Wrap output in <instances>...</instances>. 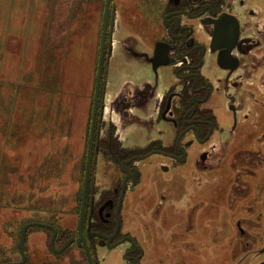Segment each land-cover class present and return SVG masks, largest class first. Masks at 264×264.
Listing matches in <instances>:
<instances>
[{"label":"flooded vegetation","instance_id":"obj_1","mask_svg":"<svg viewBox=\"0 0 264 264\" xmlns=\"http://www.w3.org/2000/svg\"><path fill=\"white\" fill-rule=\"evenodd\" d=\"M122 1L110 0L106 13L103 0L101 11L105 56L82 223L95 87L74 235L54 226L56 248L79 238L82 225L85 243L72 245L86 257L88 247L94 264H103L100 249H118L125 264H172L173 255L159 259L169 249L182 260L194 254L192 242L165 249L155 241L166 234V175L174 173L194 184L226 179L229 234L237 230L240 250L237 259L228 236V264H264V0H125L136 10L128 17ZM117 49L155 79L113 84ZM135 130L143 142L130 143ZM140 216L150 222L141 229ZM190 222L180 227L191 232Z\"/></svg>","mask_w":264,"mask_h":264},{"label":"rangeland","instance_id":"obj_2","mask_svg":"<svg viewBox=\"0 0 264 264\" xmlns=\"http://www.w3.org/2000/svg\"><path fill=\"white\" fill-rule=\"evenodd\" d=\"M125 2L128 17L136 10L130 2ZM11 3L16 7L13 10L19 12L16 16L20 15V20L21 15L25 16L28 23L40 12L41 18L36 21L42 25L41 41L46 62L50 53L57 55L60 61L64 54L68 56L64 65L58 66L59 72H54L51 66H44V72L40 73L38 67L35 71L34 61H29V57L35 56L34 49L29 48L28 61L23 67L26 71L23 72L19 61L21 56H17L22 44L18 41L19 25L14 24V32H11L15 39L9 36L10 28L5 33L6 44L13 48H0V62H6L1 69L5 71L0 73V261L9 263L22 259L19 243L21 231L28 223L49 224L74 235L93 99L91 97L90 105H84L80 94L94 92L95 72L90 65L92 56L96 54L97 57L104 2L0 0V27L10 14ZM138 15L141 16L140 24L135 28L140 33L147 31L148 9H139ZM8 24L6 22L7 27ZM27 25L32 29L27 30L29 38L35 33V28H39L36 24ZM3 39L1 34L0 47ZM140 43L137 42L141 47ZM119 51H115L112 60L113 84L130 77L138 81L155 79L152 70L128 62ZM5 52H10V56H3ZM141 137L143 133L135 130L129 135V141L133 144L143 142ZM166 177L173 183L167 186L166 234L164 239L161 236L155 241L165 249L174 247V244L192 242L195 250L194 254L184 255L182 260L180 251L175 253V249H169L161 251L159 259L173 255L172 264H228V258L231 259L227 249L228 236L234 242V257L238 259L240 250L236 236L239 234L237 230L236 235L229 234L231 229H235L232 223L234 215L227 210L226 179L194 184L193 180L188 181L182 175L171 173ZM100 182L104 183L103 180ZM189 215H192L190 221L194 227L191 232H185L186 228L180 225L191 224L187 218ZM126 219L130 225L132 217L127 215ZM134 221L139 227L144 222L150 223L141 216L134 217ZM51 238L49 230L36 226L28 230L25 252L29 264H88L83 248L76 244L63 253L51 251ZM62 243H56V247H61ZM159 249L160 246L156 251ZM99 256L103 258V264H125L118 249H100Z\"/></svg>","mask_w":264,"mask_h":264},{"label":"crops","instance_id":"obj_3","mask_svg":"<svg viewBox=\"0 0 264 264\" xmlns=\"http://www.w3.org/2000/svg\"><path fill=\"white\" fill-rule=\"evenodd\" d=\"M38 1L40 2L41 0H38ZM14 3H17V2H14ZM14 3H11L10 4L11 6H13L12 9H11V11H10V14H8V16L6 18H4V24H3L2 27H0V39H1V34H2V38H4L3 41H2L3 44L1 45L0 48H2L3 50H5L6 48H9L11 50L13 48L10 45H7L6 44L5 38H7V37H5V33H6L7 29H9V28H10L9 29L10 32H11V30L14 32L13 24L16 25V26L19 25V29H18L19 39H18V41L19 42L21 41L22 44H21V46H19L20 49L17 52V56L19 58L21 56V59H22V60H19L21 62L20 66H22V68L26 66L27 61H28V60H26L27 51H29V48L30 49L33 48L34 49V52H35V56H34V58L29 57V61L30 62L32 60L34 61L33 64L36 67L35 68V71H37V67H38L40 73H43L44 72V66L45 67L51 66L52 67V70L54 72H59L58 66H61V65L63 66L64 65V63L67 60V56L68 55L65 56V54H64V57L60 61V59H58V56L57 55L55 56L54 53H50L48 55L49 61L47 60V62H46V60H44L46 56L44 55V46H43V43L41 41V37H42V25L38 23V21H39L38 20V17H40V12L38 14H36V17L33 18L34 20L30 19V22L28 23V20L29 19H26L25 16L22 17V15H21V20H20V15L18 17L16 16V15L19 14V12H16V11L13 10L14 8H16L15 5H14ZM36 20H38V21H36ZM6 22L9 23L8 24V27L6 25ZM27 24H29V25L36 24L38 26V28H39V30H37L35 28V33L32 36H30L29 38L27 36V30L32 31V29H31V26L28 27ZM9 36H11V38L15 39V37H14V35H13L12 32H11V34ZM99 43H100V41H99ZM99 47H100V44L97 47V57H96V54L92 56V58H91V65H90V68H91L92 71H93V68H94V72H95V76H94L95 77V82H96L97 68H98V62H99V52H100ZM15 50H17V48H15ZM3 56H8L9 57L10 56V52L9 53L5 52L3 54ZM5 63L4 62L2 63V61L0 62V73H2V72L5 71V70H1L2 69V66H4ZM90 68H89V71H91ZM46 70L48 72V69H46ZM22 71L25 72L26 69L23 68ZM95 82H94V87H95ZM90 94H91L90 91H86L85 93H81L80 94V97H81L80 100H82V103L84 105L87 104V103H89V105H90V101H91L90 99H92L91 97H93V94H91V95ZM74 95L78 96L75 93H74ZM85 121H87V118H86Z\"/></svg>","mask_w":264,"mask_h":264},{"label":"water","instance_id":"obj_4","mask_svg":"<svg viewBox=\"0 0 264 264\" xmlns=\"http://www.w3.org/2000/svg\"><path fill=\"white\" fill-rule=\"evenodd\" d=\"M109 6H110V0H107L106 13L108 12ZM106 33H107V24L105 22L104 23V29H103V36H102L101 43H100L99 62H98L97 75H96V86H95V98L96 99H94V106H93V115H92V124H91V139H90L91 143H90V150L88 153V161H87L88 162L87 163L88 168H86V179H85V187H84V200H83V206H82L81 223H82V219H83V215H84L85 197L87 195L86 191H87L89 170H90L91 147H92V143H93L92 139L94 138V129H95V124H96V119H97L100 84H101V80H102L103 61H104V56H105L104 49H105V42H106ZM35 226L38 228L48 229L52 232V238L50 240V247L54 253H57V254L63 253L76 240H77L78 244H81V242L85 243V239H84V235H83V231H82V225H80L79 238L71 239L64 245V247L57 249L55 246V242H56V238H57V230L54 226L49 225V224H44V223H38V222L28 223L23 227V229L21 231V239H20V243H19V251H20V254L22 257L21 261H15V262H10V263L9 262L8 263H0V264H25L26 263L28 257H27V254L25 252V244H26L27 238H28V230L32 227H35ZM86 253H87L89 264H94L93 258L90 254L88 247H86Z\"/></svg>","mask_w":264,"mask_h":264},{"label":"trees","instance_id":"obj_5","mask_svg":"<svg viewBox=\"0 0 264 264\" xmlns=\"http://www.w3.org/2000/svg\"><path fill=\"white\" fill-rule=\"evenodd\" d=\"M42 229H44V228H42ZM46 230H48V229H46ZM50 231V230H49ZM51 232V231H50ZM52 233V232H51ZM63 244V243H62ZM52 251V250H51ZM20 252V251H19ZM0 263H8V262H5L4 260L3 261H0ZM25 264H29L28 263V259H27V261H26V263Z\"/></svg>","mask_w":264,"mask_h":264},{"label":"bare ground","instance_id":"obj_6","mask_svg":"<svg viewBox=\"0 0 264 264\" xmlns=\"http://www.w3.org/2000/svg\"><path fill=\"white\" fill-rule=\"evenodd\" d=\"M95 147V146H94Z\"/></svg>","mask_w":264,"mask_h":264}]
</instances>
